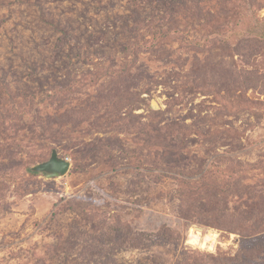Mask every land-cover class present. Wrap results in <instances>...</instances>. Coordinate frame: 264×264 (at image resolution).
<instances>
[{"label":"rangeland","instance_id":"obj_1","mask_svg":"<svg viewBox=\"0 0 264 264\" xmlns=\"http://www.w3.org/2000/svg\"><path fill=\"white\" fill-rule=\"evenodd\" d=\"M0 79V264H264V0H0Z\"/></svg>","mask_w":264,"mask_h":264},{"label":"water","instance_id":"obj_2","mask_svg":"<svg viewBox=\"0 0 264 264\" xmlns=\"http://www.w3.org/2000/svg\"><path fill=\"white\" fill-rule=\"evenodd\" d=\"M69 165V161L67 159L61 158L54 149L46 161L32 166V169L46 171L48 177H54L64 174L69 168Z\"/></svg>","mask_w":264,"mask_h":264},{"label":"bare ground","instance_id":"obj_3","mask_svg":"<svg viewBox=\"0 0 264 264\" xmlns=\"http://www.w3.org/2000/svg\"><path fill=\"white\" fill-rule=\"evenodd\" d=\"M216 241V234L214 233H207V234H201L199 231H191L189 235V242L199 244L201 247L207 246H213Z\"/></svg>","mask_w":264,"mask_h":264},{"label":"trees","instance_id":"obj_4","mask_svg":"<svg viewBox=\"0 0 264 264\" xmlns=\"http://www.w3.org/2000/svg\"><path fill=\"white\" fill-rule=\"evenodd\" d=\"M2 85H4V88H6L7 89V83H6V81L5 80H3V79H0V87L2 86ZM54 150V149H53Z\"/></svg>","mask_w":264,"mask_h":264}]
</instances>
